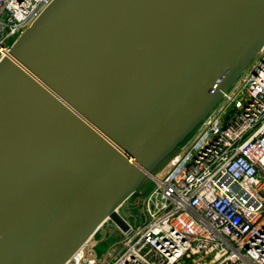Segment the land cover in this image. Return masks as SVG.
Wrapping results in <instances>:
<instances>
[{
    "label": "water",
    "instance_id": "water-1",
    "mask_svg": "<svg viewBox=\"0 0 264 264\" xmlns=\"http://www.w3.org/2000/svg\"><path fill=\"white\" fill-rule=\"evenodd\" d=\"M263 45L264 0H53L0 62V264H62Z\"/></svg>",
    "mask_w": 264,
    "mask_h": 264
},
{
    "label": "built area",
    "instance_id": "built-area-1",
    "mask_svg": "<svg viewBox=\"0 0 264 264\" xmlns=\"http://www.w3.org/2000/svg\"><path fill=\"white\" fill-rule=\"evenodd\" d=\"M52 1L0 0V62ZM133 223L98 264H264V45L142 195Z\"/></svg>",
    "mask_w": 264,
    "mask_h": 264
},
{
    "label": "rangeland",
    "instance_id": "rangeland-1",
    "mask_svg": "<svg viewBox=\"0 0 264 264\" xmlns=\"http://www.w3.org/2000/svg\"><path fill=\"white\" fill-rule=\"evenodd\" d=\"M192 129L175 147H172L170 152L165 157L153 165L151 173L154 179L149 178V176L146 175L142 176L133 193L121 204V206L118 207L117 213L125 222L128 224L138 222V210L142 195H147L153 189L155 179L161 178L168 161L180 152L187 141L191 138V135L195 132L196 126ZM104 223L92 236V238H90L88 242L83 245L84 250L82 255L81 252H79L68 264H84L85 260L88 259L89 251H92L90 258H94L97 264L100 262V258L104 255L108 248L111 247L108 250L107 255L114 254L117 249L116 247L118 246L117 242L122 238V234L119 232V228L112 223V221H105ZM107 231L108 234L106 233ZM105 233L106 235H104Z\"/></svg>",
    "mask_w": 264,
    "mask_h": 264
},
{
    "label": "bare ground",
    "instance_id": "bare-ground-1",
    "mask_svg": "<svg viewBox=\"0 0 264 264\" xmlns=\"http://www.w3.org/2000/svg\"><path fill=\"white\" fill-rule=\"evenodd\" d=\"M9 54H7L6 57H8ZM193 130V129H192ZM195 130V129H194ZM121 204V200L115 201L110 208L103 212L101 214V219L94 225V227L89 230L84 237L79 241V243L74 247L73 251L70 253V255L63 261L62 264H66L70 260H72L81 249V246L86 244L90 238L97 232L99 227L105 222V221H112L118 228L120 232H123L127 228L126 222L119 216L117 213V209ZM105 224V223H104Z\"/></svg>",
    "mask_w": 264,
    "mask_h": 264
},
{
    "label": "crops",
    "instance_id": "crops-1",
    "mask_svg": "<svg viewBox=\"0 0 264 264\" xmlns=\"http://www.w3.org/2000/svg\"><path fill=\"white\" fill-rule=\"evenodd\" d=\"M107 234H108V231L106 232ZM106 233L104 234V235H106ZM111 248V247H110ZM110 248H108L107 250H106V252L104 253V255H102V257L100 258V261L101 260H103L104 258H109V257H111L112 255H107V252H108V250L110 249ZM91 250V249H90ZM92 251H89V255H88V258H90L91 257V253ZM94 259V258H93Z\"/></svg>",
    "mask_w": 264,
    "mask_h": 264
}]
</instances>
